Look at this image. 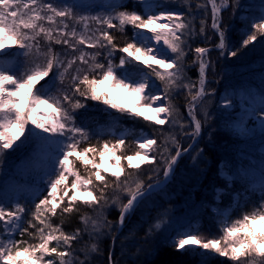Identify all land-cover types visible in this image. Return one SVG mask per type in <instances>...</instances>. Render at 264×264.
Instances as JSON below:
<instances>
[{
  "label": "snow or ice",
  "instance_id": "6c2138e0",
  "mask_svg": "<svg viewBox=\"0 0 264 264\" xmlns=\"http://www.w3.org/2000/svg\"><path fill=\"white\" fill-rule=\"evenodd\" d=\"M178 2L186 11L168 7ZM93 6L78 0H0V173L10 154L27 148L31 151L18 162L23 167L13 165V172H40L30 199L15 195V183L5 185L0 195V264H93L91 254L100 252L99 241L110 236L114 246L126 220L165 192L185 154L203 172L199 165L206 167L204 149L190 153L193 143L182 147L175 130L192 142L206 128L218 130L210 111L218 96L211 85L219 83L208 78L209 69L217 77L211 53L215 49L222 59L238 57L264 37V4L244 23L239 46L232 45L222 15L228 9L235 14L239 0H195V7L191 0H104V11L83 10ZM117 33L122 44L117 43ZM197 37L205 46H192ZM13 48L17 51H9ZM189 53L191 60L186 58ZM193 66L195 80L188 74ZM113 92L128 98L114 99ZM181 95L188 124L175 103ZM254 99L258 106L248 112L247 124L259 121L264 129V87ZM89 101L104 105L105 112L111 109L149 126L169 124L172 130L167 136L161 132L159 140L155 127L153 135L140 131L131 141L127 129L101 140L76 119ZM217 105L220 119L233 117L230 97L220 98ZM240 128L247 131L243 120ZM106 163L117 171L109 173ZM142 165L153 167L145 173ZM219 165V176L226 182L214 190L217 206L212 211L219 236L184 227L166 234L171 209L158 213L145 236L162 233L167 248L198 256V264H209L214 256L230 264H264V160L255 171L247 164L230 172L233 166L227 159ZM161 171L164 179L159 178ZM145 175L154 182L145 184ZM237 182L240 189L234 187ZM255 193L258 202L252 198ZM227 194L230 205L219 207ZM112 208L118 212L116 221L107 216ZM237 209L240 215L232 219ZM76 215L82 227L65 231L63 225ZM85 235L89 240L76 249L74 242H82ZM107 264H118L111 248Z\"/></svg>",
  "mask_w": 264,
  "mask_h": 264
},
{
  "label": "trees",
  "instance_id": "16d2710c",
  "mask_svg": "<svg viewBox=\"0 0 264 264\" xmlns=\"http://www.w3.org/2000/svg\"><path fill=\"white\" fill-rule=\"evenodd\" d=\"M254 1L262 2L263 0H254ZM191 2H195V0H191ZM242 4H244V6H247L241 0L240 7L235 12V14L232 13L233 15L232 17L231 16L227 17V20L229 23H231L230 25L232 27V29L229 32V35L233 46H239V41L241 39L240 31L242 30V27L246 22L239 20V16H240L239 9L241 8ZM249 9L252 14L256 12V7L254 6L249 7ZM184 11H186L185 7L183 8L182 12ZM224 13L222 14L223 16H225ZM127 31H128V35L130 36L131 30L128 29ZM117 36H118L117 43L122 44L123 39L119 37V33H117ZM213 40H215L214 37ZM263 42H264V37H261L259 38L258 42H254V44H259ZM254 44L249 46H254ZM197 45L205 46V42L201 41V39L197 37L192 42V46L195 47ZM210 46H212V44ZM248 47L243 49L241 53L246 51ZM190 54L192 56V53ZM211 58L213 61H215L216 70L218 74L217 77L214 78L211 74L212 70L209 69L208 78L209 80L214 81L215 79H220L219 77L220 69H226L230 66L227 65V62L224 59L222 60V58L219 57V53L218 51H215V49L211 53ZM188 60L190 59L188 58ZM251 62H255L257 64V67L261 68V71L259 73H256L253 76H251L253 77V80H255L257 79V76L264 75V59H260V58L255 59L254 57V59ZM232 67L233 66H231L230 68ZM211 86L214 88L215 87L222 88V83L219 80V83L213 82ZM257 90L260 91L259 89ZM175 103L180 108V113L184 117L185 124H188L189 120L185 119L186 117L184 113V107L186 103L185 97L182 95L179 96V99L177 98ZM213 121H215L214 126H217L218 130L213 132L211 128L206 129V131L202 133V136L197 142L195 148L190 152L194 154V150L204 149L203 159L204 161H206V167L204 163H201L199 167L204 168L205 170L203 172L199 171L198 168L195 167L193 163H191L190 160L191 156L189 154L184 155L179 160V163L176 166L175 178L171 180L167 185H165V192L158 193L153 197H151L146 202L145 206L139 209L137 213L131 216L127 221L125 232L122 233L121 235L129 234L130 236H132L133 240L131 241V243L135 245H139L138 243L139 242L141 243V240H146L148 238L145 236V233L147 232L149 225L154 224L153 218L166 207L176 208L184 205L189 206V204H191V206H194L192 205L194 203L199 206V213L197 216L192 218V221L189 223V229H193V226L195 225L194 229L199 230L206 236H219L220 234L219 226L216 223L215 214L212 213L213 212L212 209L217 206V203L215 201L214 190L217 187H225L226 184V182L219 176V166H220L219 162L222 159H227L228 161H230L233 166L231 169H229V171L231 172L234 170L236 165L250 164L249 163L250 160L259 164L261 160H264V157L263 155L257 153V150L255 151V149H249V148L245 149V144L250 143L252 141V138L246 140L240 139L235 135H232L231 132L225 130L224 127L225 125L223 124L222 120L214 119ZM125 124L126 125H124V127H121L122 129L124 128L132 129L129 132L130 133L128 137L129 141H131L136 135H138L140 131H143L148 135H153L154 134L153 127L158 129L155 135L159 140L161 139L160 136L161 132H163L164 135L167 136L169 129L172 128V126L169 124H165L163 126H149L142 120H137V121L132 120V122H125ZM210 134H211V138H209ZM99 138L101 140H107V139H113L114 137L99 135ZM93 142H95V139L93 140ZM189 143L191 142L190 141L187 142L185 147H187ZM79 163L80 162L77 161L78 165ZM152 167L153 165H142V171L147 173V171ZM234 187L236 189H240V184L237 182L234 185ZM225 191L230 192V190L228 189H225ZM258 196L259 193L253 194L252 197L253 200H257L258 202L257 199ZM230 203H231V194L224 195L222 196V199L219 203V207L227 208L230 205ZM246 210H251L250 206ZM107 215H108V219L112 221H116L118 218V215L113 216V214L111 213ZM239 215H240V211L238 209L234 210L232 212L231 218L235 219ZM55 222L59 223V217L55 218ZM80 224L81 223L79 217L78 215H76L71 217L70 220L66 221V223L63 225V228L65 231L71 232L74 231L76 228H78ZM156 236L157 237H153V240L150 243L148 242L150 240L147 239L146 242H148L149 244L142 243L143 245H147V248H145V250L138 251L140 248H138V250L137 248L134 249L131 248V252H129L130 249L128 247H125L124 251L127 252H125V255L123 256L122 255L123 253L121 254V251H117V249H115L116 251L113 254V258L118 261V264H198L199 261L198 256H191L187 254L181 255L180 253L173 252L172 249L167 248L165 246L164 240H161L162 236L160 237L157 234ZM16 238L19 239L20 237L17 236ZM155 238H157L158 240H155ZM25 239H27V237H25ZM100 242L101 243H100L99 253L101 259H98V262L96 264H107L108 252L111 248L110 243L109 241H106L104 239H102ZM76 245L77 244L74 243L75 247H77ZM153 250H155V254H153ZM99 253L97 254L99 255ZM221 260L212 261L213 263L210 264H216L217 262H220V264L221 263L230 264L229 261H227L225 258ZM226 261L228 263H226Z\"/></svg>",
  "mask_w": 264,
  "mask_h": 264
},
{
  "label": "rangeland",
  "instance_id": "374dc122",
  "mask_svg": "<svg viewBox=\"0 0 264 264\" xmlns=\"http://www.w3.org/2000/svg\"><path fill=\"white\" fill-rule=\"evenodd\" d=\"M242 1L247 6H244V4L241 5V8L239 9L240 11L239 20L244 21V22L247 21L248 19H251L252 17L257 16L259 12L261 11V5L264 4V0L262 2H255L254 0H242ZM78 2L82 4L94 5L91 9H83L84 11H91L92 14L104 11V9L101 7V5L104 3V0H78ZM129 2L130 0H125V3H129ZM191 3H192V6L195 7V2H191ZM239 3H241V0H239ZM251 6L256 7V12H254V14L250 12L249 7ZM168 7L172 10H176L180 12H182L184 8L181 6L180 2L176 4H169ZM232 13H233L232 10L228 9L224 13L225 16H223L224 25L225 27L228 28L229 32L232 29V27L230 25L231 23L228 22L227 17L228 16L232 17L233 16ZM208 23L210 24V8H209ZM196 26L197 28L199 27L198 20L196 21ZM214 38L215 40L217 39L216 37ZM201 41L203 40L201 39ZM213 41L207 42V46L211 48L212 46L210 45L213 43ZM9 51L15 52L17 50L13 48V49H10ZM88 51H91V50H88ZM215 51H218V50H215ZM189 54L186 58L187 59L189 58L191 60L192 56L190 54V57H189ZM254 57L255 59L256 58L264 59V42L259 43V44H254V46H249L248 49L244 51L243 53H241L238 57L224 59L227 62V65H229L230 67L231 66L233 67L232 68L228 67L226 68L227 70L226 69L219 70L220 71L219 80L222 83V88L215 87L219 95L214 98L213 105L210 111L212 112L213 120L214 119L222 120L223 124L225 125L224 126L225 130L231 132L232 135H235L236 137L240 139H244V140L252 138V141L250 143L245 144V149L247 148L255 149V151L257 150V153H259L260 155H263L264 157V137H263L264 129L260 128L259 121L256 122V126L247 124L248 112H250L252 108L258 106V99H254V97L258 98L259 96V91L257 89L260 90L261 87H264V82H262V76H257V79L255 80H253V77H251L254 74L259 73L261 71V68L257 67V64L255 62H251L254 59ZM138 67L143 68V65H138ZM188 74L189 76L192 77V79L194 80L197 79L198 73H197L196 67L193 66L189 70ZM153 79L155 78L153 77ZM156 83L157 85L160 84L159 81H156ZM224 96L230 97L233 101V107L229 108L228 111L233 112L235 110L233 117L227 121H225L224 119H220L218 111H217V107H218L217 100H219L220 98H223ZM113 97L114 99H117V100L128 98L127 95L123 92H113ZM177 98L179 99V96ZM88 104H89V108L87 110L78 111L76 119L78 123H80L83 126L88 127L93 133L99 134L101 136L114 137L113 133L115 135H119L125 129H127L129 132L132 130L128 128H124V129L121 128V127H124V125H126L125 122H132L131 119L127 117H122L111 109L105 112L103 111L105 106L98 104L97 102L89 101ZM184 113L186 117L185 119L189 120L187 116V109L185 107H184ZM213 120H212V124L214 125L215 121ZM242 120L245 122L247 131H242L240 128V124ZM171 130L172 128L169 129V131ZM175 132H176L177 137L179 138V141H181L180 143L182 147L183 146L185 147L187 142L190 141L191 143H193V149H194L195 146L197 145V142L200 139L199 138L197 142H192L188 137L180 134L179 128H176ZM193 149H190V152ZM30 151H31V148H27L23 152L12 153L8 156V159L3 166L5 171L0 173V195L3 194V189L5 185H10V184L15 183L16 185H19V188L15 192V195H18L25 199H30L31 190L36 186V182H38V176L40 174L39 169L33 170L31 174L29 175H18L13 172V165H18L19 167H23V165H19L18 162L22 156L28 155ZM191 163H192V160H191ZM249 163L252 166H254L252 169L253 171H255L256 168H258L260 164V163L257 164L251 160L249 161ZM104 167L108 169L109 173L117 171L116 168L111 167L110 164H107V163L104 165ZM159 167L163 168V165L160 164ZM159 177L160 179H164L162 171L160 172ZM143 178L145 180V184L154 182V181H149L147 179V175H145ZM192 205L194 206H191V204H189V206L184 205V206H180L176 208H172V207L165 208V209H171V212L169 213V217H168V219H170L171 221V224L170 226L166 225L164 227V232L166 234H172L178 228H182V227L189 228V223L192 221V218L197 216L199 213V206L196 205L195 203ZM109 213L113 214V216L118 215V212L115 208L110 209L108 214ZM157 218H158V215H156L153 218L154 223L156 222ZM128 220H126L124 227L117 233L114 246H113V242L110 236H105L104 238H102L106 241H109L113 254L116 251L115 249H117V251H121V254L123 253L122 255L124 256L125 252H127V251H124L125 247H128L130 249L129 252H131V248L132 249L137 248V250L138 248H140L138 251L145 250V248H147V245H143L142 243L149 244L153 240V237H157L156 234L159 235L160 237L162 236L161 240H164V235H162V233L160 232H156L153 236H150L147 238L150 240L148 241L149 243L146 242L147 239L141 240V243L140 242L138 243L139 245H135L131 243V241L133 240L132 236H130L129 234L121 235L122 233L125 232L126 224ZM79 227H82V225L80 224ZM194 227L195 225L193 226V228ZM88 240H89L88 236L85 235L83 237L82 242H74L77 244L76 245L77 247L75 248L76 249L81 248L82 243ZM155 240H158V239L155 238ZM100 241H99V248H100V243H101ZM77 255L83 258L82 252L78 251ZM209 255L211 256L212 254H209ZM98 259H101L100 253L99 255L97 253L91 254V260L93 264H96L98 262ZM221 259L223 258L214 256V258L210 260L209 264L213 263L212 261H220ZM218 263L220 264V262H217L216 264ZM226 263L228 262L226 261Z\"/></svg>",
  "mask_w": 264,
  "mask_h": 264
}]
</instances>
